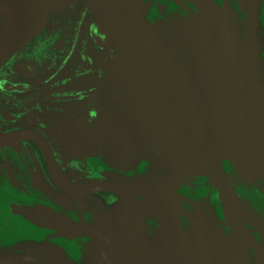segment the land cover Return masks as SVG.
<instances>
[{"label": "water", "instance_id": "water-1", "mask_svg": "<svg viewBox=\"0 0 264 264\" xmlns=\"http://www.w3.org/2000/svg\"><path fill=\"white\" fill-rule=\"evenodd\" d=\"M97 4L101 36L124 30L115 108L122 133L106 163L86 118L59 131L70 156L115 178L71 183L47 142L25 136L77 198L106 190L139 200L89 217L51 193L12 203L21 236L10 244L23 252L1 251L0 264H264L262 0ZM0 14L1 67L41 31L48 0H0Z\"/></svg>", "mask_w": 264, "mask_h": 264}, {"label": "flooded vegetation", "instance_id": "flooded-vegetation-1", "mask_svg": "<svg viewBox=\"0 0 264 264\" xmlns=\"http://www.w3.org/2000/svg\"><path fill=\"white\" fill-rule=\"evenodd\" d=\"M263 11L264 0L259 17L264 30ZM4 21L0 14V31ZM99 21L97 0H48L41 31L0 67V134L4 136L0 140V252H23L10 244L21 236L17 229L21 220L11 212L12 203L30 204L38 201V195L51 193L74 216L82 212L89 217L105 216L126 201L139 200L106 190L77 198L55 181L43 149L25 136L38 135L47 142L58 170L71 183L115 178L105 165L84 166L70 156L65 135L59 131L64 122L86 118L106 163L113 137L122 133L115 108L124 30L101 36L96 27ZM82 129L75 128L72 135ZM7 180L23 186L26 194L18 195L16 186L6 187Z\"/></svg>", "mask_w": 264, "mask_h": 264}]
</instances>
